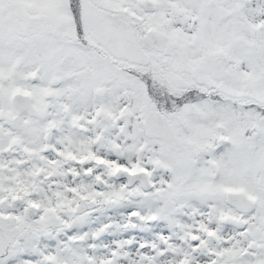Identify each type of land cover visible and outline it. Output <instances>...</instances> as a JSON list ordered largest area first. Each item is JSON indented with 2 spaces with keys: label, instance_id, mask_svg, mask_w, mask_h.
I'll list each match as a JSON object with an SVG mask.
<instances>
[{
  "label": "snow or ice",
  "instance_id": "obj_1",
  "mask_svg": "<svg viewBox=\"0 0 264 264\" xmlns=\"http://www.w3.org/2000/svg\"><path fill=\"white\" fill-rule=\"evenodd\" d=\"M0 264H264V0H0Z\"/></svg>",
  "mask_w": 264,
  "mask_h": 264
}]
</instances>
